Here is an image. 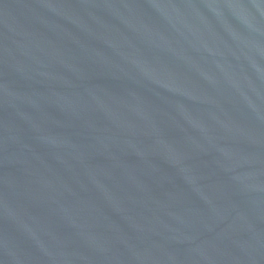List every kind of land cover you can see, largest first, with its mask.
Segmentation results:
<instances>
[{
    "label": "water",
    "instance_id": "water-1",
    "mask_svg": "<svg viewBox=\"0 0 264 264\" xmlns=\"http://www.w3.org/2000/svg\"><path fill=\"white\" fill-rule=\"evenodd\" d=\"M0 264H264V0H0Z\"/></svg>",
    "mask_w": 264,
    "mask_h": 264
}]
</instances>
